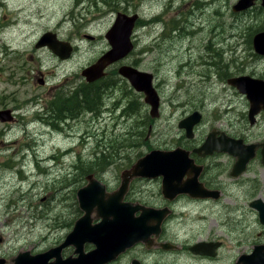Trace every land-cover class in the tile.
Segmentation results:
<instances>
[{
    "label": "rangeland",
    "instance_id": "374dc122",
    "mask_svg": "<svg viewBox=\"0 0 264 264\" xmlns=\"http://www.w3.org/2000/svg\"><path fill=\"white\" fill-rule=\"evenodd\" d=\"M7 1L8 6L0 7V49L4 50H0V109L12 108L15 119L0 122V257L6 258L8 264H13L11 259L20 251L36 253L55 246L73 228L76 215H80L77 190L86 184L82 176L88 174L85 171L97 161L99 152L105 151L112 162L104 169L94 167L91 173L112 191L120 185L124 169L148 152L178 147L190 149L194 141L178 124L195 110L203 113L202 125L197 131V138L202 142L213 128L220 127L229 133L236 126L237 131L250 128L248 98L227 79L239 74L264 79V57L249 50V44L244 42L249 32L264 30V8L235 14L233 6L238 0H136L133 9L130 8L133 0H121L129 1L123 8L127 5V13H139L142 23L149 22L157 13L163 14L166 23L136 27L135 49L108 69L109 79L120 82L111 91H114L113 99L105 97L103 110L110 106V112L80 116L71 122L72 128L51 133L41 121H33L37 113L32 105L39 103L30 102L29 98L43 90L38 78L44 73L52 85L69 87L87 82L82 70L109 49L105 34L116 12L99 0L101 11L85 12L80 6L78 23L64 24L57 29L55 26L64 17L71 0ZM92 7L97 8L96 4ZM184 29L189 32L182 34ZM49 30L57 31L65 41L73 38V30H79L76 42L80 49L71 59L60 61L50 48L35 47ZM83 32L96 39L86 38L81 35ZM230 47L239 51L238 69V59L234 60L235 52ZM223 48L226 49L222 57L211 55L214 49ZM213 61L222 66L221 77L209 64ZM23 63L32 68L36 84L33 79L24 83L22 69L10 75L9 69ZM122 64L154 74V84L162 101L158 118H151L144 94L135 91L118 73ZM135 99L143 104L139 113L124 115L123 109ZM260 118L255 130L261 133L258 139H263L264 114ZM247 176H252V172L248 171ZM226 182L227 190L239 189L236 184ZM260 187L263 191L262 181ZM134 189L146 201H163L156 181L137 182ZM176 210L163 236L178 246L176 250L161 251L154 247L148 250L141 243L132 253L110 264H131L132 256L148 264H236L240 253L250 250L253 241L264 231L258 211L249 205L247 198L237 201L228 197L218 203L200 205L182 197ZM215 239L223 241L215 260L193 256L187 249L189 245ZM93 247L86 244V250ZM73 250L70 246L63 253L71 255Z\"/></svg>",
    "mask_w": 264,
    "mask_h": 264
},
{
    "label": "water",
    "instance_id": "95a60500",
    "mask_svg": "<svg viewBox=\"0 0 264 264\" xmlns=\"http://www.w3.org/2000/svg\"><path fill=\"white\" fill-rule=\"evenodd\" d=\"M256 0H239L234 11H242L254 5ZM262 5L264 6V0ZM139 13L119 12L115 22L106 32L105 37L109 43L106 50L97 60L82 70V76L88 83L98 81L107 76V69L123 60L135 49L134 29L139 19ZM86 38L94 39L92 35ZM48 45L61 59H68L73 52L70 42L60 41L57 35L46 32L38 40L37 46ZM254 49L257 53L264 55V31L254 37ZM118 73L128 80L135 91L144 94V102L150 107L151 118H158L160 113L161 96L154 84V74L139 69L131 64H122ZM41 82H43L41 80ZM228 83L236 86L241 93L247 95L251 103V116L264 109V79L251 76L234 77ZM263 105V106H261ZM14 118L11 109L0 110V121H10ZM201 114L196 111L189 117L179 122V127L186 131V136L192 138L193 128L200 121ZM251 146H247L250 148ZM206 148L202 146L194 151L199 152ZM188 149L178 147L172 150L156 149L140 157L131 168L121 174L119 187L113 192H107L106 186L102 184L94 174L87 176L88 182L78 192L79 206L84 214L80 217L66 240L59 246L49 251L32 254L25 251L18 254L15 264H108L116 260L121 253L139 242H145L148 246L153 243L152 236H158L161 224L168 214L166 209L157 210L145 205L125 202L124 197L128 193L131 181L136 177L164 178L163 189L166 195L186 192L182 183L178 186L170 185L167 179L178 174L182 175L190 167L200 171L201 166H196L194 159L190 156ZM252 153L240 155L234 168V175L244 171L245 163L248 162ZM195 182L191 181L189 186L194 189ZM201 190V187H199ZM203 190V196L210 193ZM252 206L259 211L260 221L264 223V202L255 200ZM140 211V214L136 213ZM95 214V216H93ZM94 218L100 219L93 223ZM93 243L94 248L86 251L85 245ZM222 245L221 241H201L194 244L191 250L195 253L214 256L217 249ZM74 246L75 255L67 258L62 257V251ZM169 247V245H164ZM5 259H0L4 264ZM133 264H141L138 259ZM237 264H264V246H256L249 255H242Z\"/></svg>",
    "mask_w": 264,
    "mask_h": 264
},
{
    "label": "flooded vegetation",
    "instance_id": "af4514ba",
    "mask_svg": "<svg viewBox=\"0 0 264 264\" xmlns=\"http://www.w3.org/2000/svg\"><path fill=\"white\" fill-rule=\"evenodd\" d=\"M103 1L106 2L105 0H103ZM119 2H120V4H122L125 1L120 0ZM99 3H100L99 0H95V1L83 0L81 2H80V0H71L70 5H68L65 9L64 17H62L59 20V22L56 24L55 27L57 29H60L63 27L64 24L76 25L78 23V20L80 19L77 16V10L80 6H81V9L83 11H85L86 9H88V6L93 5V4H96V6L99 8ZM261 3H262L261 0H256L254 5L248 7L247 9H244L242 11H234V7L236 5L235 4L233 6V12L235 14H239V13H244V12L247 13L249 11L255 10L256 8L262 9V8H264V6ZM6 6H8V1L7 0H0V7H6ZM119 11H121V10H118L115 12L117 13ZM190 13H193V12H190ZM160 15H162V14L157 13L155 16L151 17L148 20L149 22L142 23L143 25H141V27L146 26L147 24H153V23H155V24L166 23L164 18ZM153 18H156L157 20L151 22V20ZM179 20L180 19L177 18V21H179ZM140 21H141V19L139 18L138 22H140ZM185 21L188 22V19H186ZM137 24H139V23H137ZM194 27H195V23L192 24V28H194ZM254 31L255 30H253L252 32H249L248 36H246L244 39V42H247V44H249V46H248L249 50H252V49L255 50L254 49V37L256 34L262 32L264 30L260 29L255 33H254ZM46 32L55 33L57 35V38L60 41H65L60 37V34L57 31L54 32V31L49 30ZM46 32H44L43 34H45ZM181 32H182V34H186L187 32H189V30L184 29ZM72 34H73V38H71L70 41H65V42L72 43V45H73L72 55L68 59L64 60V59L59 58L56 54V56L60 59V61L61 60L67 61V60L71 59L72 56L77 52V50L80 49V45L76 42V40H78V38H79V35H78L79 30H73ZM81 35L86 36L87 34H86V32H83ZM99 38L102 39V34L99 35ZM95 39L96 38H94L93 40H95ZM37 43H38V41L35 43V47L41 48V47L37 46ZM42 47L50 48L48 45H45ZM207 48L209 51L212 50L211 46H207ZM225 49L226 48L214 49V53H211V55L213 57H222ZM0 50L4 51L3 49H0ZM245 50H246V47H245ZM230 51L235 52L233 55L234 60L239 58V51H237L236 47L235 48L230 47ZM254 52L256 54L260 55V57H264L263 54H259L256 51H254ZM253 55H255V54L253 53ZM7 56L11 57V55H9V54H7ZM234 60L232 59V62H234ZM238 63H239V59L236 63L237 69L239 68ZM209 64L212 66V68H214L216 70L217 75L219 77H221V75L219 74V72L222 70V66L220 65V63L217 64L215 61H213V62H209ZM20 69L23 70L22 73L24 75L23 76L24 83H30L33 79V82L36 84V81H35L36 75L33 74L32 68L31 69L28 68L24 63L20 64V65H16L12 69H9L10 75L11 76L16 75L18 73V70H20ZM36 69L38 71L42 72L40 70V68H36ZM108 74L109 73H107V75ZM41 75L42 76L38 78V82L40 83V85H42L41 88L43 90L41 92H39L38 94L34 93V95L29 98L30 102L39 103V104L32 105V108H35L34 111L37 113V118L34 119L33 121H41L44 125H46V127L49 128V131L51 133H53V132H56L58 130L64 131L65 129H67V127L72 128L73 124L71 122L75 118H78L80 116L82 118L86 114H96L95 111L91 110V109H86V112H81V113L79 112V110H78L79 107L77 106L76 100L74 99L75 98L74 96L78 94L77 93L78 86L77 87H69L68 85L62 86L61 84L60 85H57V84L52 85L51 82H49V77L46 76V74L41 73ZM203 75L209 76V74H207V73H203ZM29 76H32L33 78L30 79ZM241 76H251V75L239 74L236 76H232V78L241 77ZM154 78H155V76H154ZM230 78L231 77H229L227 79V82ZM259 79H263V78H259ZM41 80L43 82H41ZM98 81H95V82H98ZM235 87L236 86H234V88ZM116 88L117 87H115V89ZM115 89H113V90H115ZM236 89L239 93H241L237 87H236ZM107 95H108L109 100L113 99L112 96L114 95V91L111 92V90H108V93L106 94V96ZM243 95H245V94H243ZM245 96L247 97V95H245ZM248 101H249V99H248ZM117 104H118V101H115V105H117ZM3 105L5 106V103ZM261 106H263V105H261ZM109 108H110V106H107V109L104 111L107 113L110 112ZM251 108H252V106H251V103L249 101V110H248L247 114H248L250 128H244L242 131H237L236 129L238 127L236 126V128L232 131V133H229L220 127L213 128L209 131L207 137L205 138V140L203 142H202V139L199 140L197 138V131H198L199 127L202 125L200 122L203 118L202 111H199L201 114V119L194 126V128H193L194 135L190 139V140L194 141V144H193V146H190L189 147L190 149H188V150L191 151L190 156L194 159L196 166H201V170L198 171V170H195L194 168L190 167L182 175L178 176V174H177L174 177H170V179H167L169 182H171L170 185H173V186H178L177 184L182 183L183 186L186 188V192L166 195L164 193V189H163L164 178L162 176H159L157 178L136 177L131 181L128 193L124 197L125 202H132L134 204L145 205L146 207L154 208L157 210L166 209L168 214L166 215V217L164 218V220L161 224V229H160L159 235L158 236H155V235L152 236L153 243H151L150 246H148V244H146L145 242H139L136 245H134L133 247L126 249L123 253L120 254V256L132 253L134 250H136V247H138L141 243L145 244L148 250H151V248H153V247L156 249H159L161 251H165V250L166 251H174V250H176L178 248V246L173 241L168 240L163 236H165L167 223L177 213L176 206L182 201V197H185L189 201H192L194 203H198L200 205L202 203H208V202L218 203L222 200H226L228 197H231V198L234 197V198H236L237 201H239L240 198H242V199L247 198V199H249V205L255 209H256V207L252 206V203L255 200L260 199L264 202V190L262 191V187H260L261 181L264 184V180H263V177H264V138L258 139L261 136V133L258 130H255V128L258 126V125H256L258 120H261V118L258 119V116H260L261 114H264V109H261L254 116H251ZM5 109H11L12 113L14 115V118L10 121H5L3 123L13 121L15 119L14 110L12 108H7V107L1 108L0 110H5ZM161 109H162V101H161V105H160V113H161ZM199 110H201V109H199ZM123 111H124V115H128L126 108L123 109ZM194 112H196V110ZM194 112H192V113H194ZM138 113H139V111H138ZM189 116H186V117H189ZM152 119H154V118H152ZM0 122H2V121H0ZM217 122H220V120ZM65 126H66V128H65ZM178 126H179V124H178ZM204 145L206 146V148L200 150L199 152L194 151L196 148L202 147ZM247 146H251V147L247 148ZM248 153H252L253 155H252L251 159L245 163L244 171L241 172L239 175H234V173H233L234 168H235L237 161L239 160L240 155H245ZM51 158L54 159V156H51ZM132 165L130 167L124 169V171L131 168ZM254 168H257L256 173L254 172ZM248 171L252 172V176H247ZM87 176L88 175H86V181L88 182ZM148 180L156 181L157 184L161 187V189L159 190V195L163 199L162 202L146 201L145 199H142V197H140V192L136 191L135 189L133 190V185L135 183L140 182V181H148ZM191 181H194L196 183L194 186V189H192L189 186ZM226 181H228L229 184H236V186L239 189L227 190L226 189V184H227ZM87 182H86V184H87ZM100 182L106 186L107 192H113L117 189L116 188L115 190L110 191L107 184L103 183L102 181H100ZM199 187H201V190H199ZM203 188L210 193L209 196H203V190H202ZM240 188H242V189H240ZM78 190H77V192H78ZM78 198L79 197L77 195V199ZM78 207L80 209V215L79 216L76 215L73 227H74L76 221L80 217H82L84 214L83 210L79 206V199H78ZM256 210L258 211V209H256ZM258 213H259V211H258ZM136 214L139 215L140 211H138ZM93 216H95V214H93ZM259 218H260V215H259ZM99 221H100V219L94 218L93 223L95 224ZM72 229L69 232H67L66 235L64 236V238L59 240L55 246L50 247L49 249L42 251V252L49 251L50 249L61 245L66 240V237L72 231ZM259 236H260L259 239H256L253 241L250 250L243 251L240 253V255L237 257V259L235 261L236 264L242 255L251 254L254 251L256 246H262V245L264 246V237H263L264 231L262 233H259ZM246 239H247V236L245 237L244 241ZM218 241H221V240H218ZM207 242H213V241H207ZM221 242L223 245V241H221ZM87 244H90V243H87ZM166 244L169 245V247H165L164 245H166ZM91 245H93V243H91ZM193 245L187 246V249L189 250L190 254L193 256H197V257L206 259V260L217 259L220 255V250L222 247V245H221L217 249L216 255L211 256V255H203L200 253L193 252L191 250V247ZM68 247H70V246H68ZM68 247H66V248H68ZM85 249H86V245H85ZM64 250L62 251V257H64V258L75 255L74 254L75 248L73 250V253L71 255H67V256L64 255V253H63ZM89 250H91V249H89ZM89 250H86V251H89ZM27 251H30V250H27ZM21 252H25V251H20L19 253H21ZM42 252H36V253L31 252V253L32 254H38V253H42ZM18 254L11 259L13 264H15V259L18 256ZM0 259L6 260V262L4 264L9 263V261L4 257H0ZM134 259L139 260L138 256H132L131 257V264H133ZM116 260H114V261H116ZM114 261H112L110 263H113ZM139 261L141 262V264H148L147 262L142 261L141 259ZM110 263H108V264H110ZM154 264H163V263H154Z\"/></svg>",
    "mask_w": 264,
    "mask_h": 264
},
{
    "label": "trees",
    "instance_id": "16d2710c",
    "mask_svg": "<svg viewBox=\"0 0 264 264\" xmlns=\"http://www.w3.org/2000/svg\"><path fill=\"white\" fill-rule=\"evenodd\" d=\"M80 1H83V0H80ZM105 1H106L105 2L106 5L108 4L113 9V11L122 10L124 12L126 11L129 12L128 11L129 6L126 5V8H123V5L126 4V2H129L130 0L125 1L122 4H120L119 0H105ZM135 1L136 0H133L132 6L130 8H133V9L136 8ZM90 6L92 7V5ZM94 9L101 11L98 7ZM160 16L163 17V14ZM156 20H157L156 18H153L151 22L156 21ZM138 23L139 24H137L136 27H141V25H143L141 21ZM115 74H117L116 70H115ZM108 75L105 76L103 79L99 80L98 82H93V83L83 82V84L79 85L77 89L78 94L75 96L73 95V96L76 97L75 100H76L77 106L79 107L78 110L80 113L86 112V108L94 110L96 115L106 113L103 110V105L105 102L106 94L108 93V90L112 91L113 89H115V87H118L120 83L115 78L109 79ZM140 105H143V104L139 100L135 99V100L130 101L126 105L127 114L134 115L138 113V111L140 110ZM140 134L141 132H139L137 136H140ZM134 144L135 143H132L131 145H134ZM108 159H109V156L106 155L105 151L99 152V154L97 155V161L92 163L90 167L85 171V173L94 174L91 172L93 171L94 167H97V166L103 169L106 168V166L112 162L111 160H108ZM84 178H86V176H82V179Z\"/></svg>",
    "mask_w": 264,
    "mask_h": 264
},
{
    "label": "bare ground",
    "instance_id": "6f19581e",
    "mask_svg": "<svg viewBox=\"0 0 264 264\" xmlns=\"http://www.w3.org/2000/svg\"><path fill=\"white\" fill-rule=\"evenodd\" d=\"M81 2V1H80ZM92 9H94V8H92L91 6H88V9H86L85 10V12L87 11V10H89V11H92ZM163 20V19H162ZM163 34V33H162ZM76 98V97H75ZM74 98V99H75ZM101 102V101H100ZM56 105V104H55ZM87 109V108H86ZM57 110V109H56ZM55 111V110H54ZM69 116V115H68ZM35 156L37 157V160L39 159L38 158V155L37 154H35ZM46 157H48L49 159H53V158H51V156H46ZM54 159H55V157H54ZM38 162V161H37ZM38 165H39V162H38Z\"/></svg>",
    "mask_w": 264,
    "mask_h": 264
}]
</instances>
